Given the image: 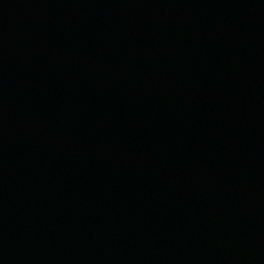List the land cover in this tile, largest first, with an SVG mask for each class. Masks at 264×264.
<instances>
[{
  "label": "water",
  "instance_id": "1",
  "mask_svg": "<svg viewBox=\"0 0 264 264\" xmlns=\"http://www.w3.org/2000/svg\"><path fill=\"white\" fill-rule=\"evenodd\" d=\"M0 264H264V0H0Z\"/></svg>",
  "mask_w": 264,
  "mask_h": 264
}]
</instances>
